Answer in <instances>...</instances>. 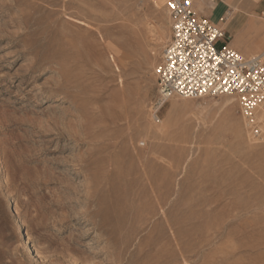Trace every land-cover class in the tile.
I'll list each match as a JSON object with an SVG mask.
<instances>
[{"label":"rangeland","instance_id":"rangeland-1","mask_svg":"<svg viewBox=\"0 0 264 264\" xmlns=\"http://www.w3.org/2000/svg\"><path fill=\"white\" fill-rule=\"evenodd\" d=\"M161 1L0 0V264H264V122L158 102Z\"/></svg>","mask_w":264,"mask_h":264},{"label":"built area","instance_id":"built-area-1","mask_svg":"<svg viewBox=\"0 0 264 264\" xmlns=\"http://www.w3.org/2000/svg\"><path fill=\"white\" fill-rule=\"evenodd\" d=\"M164 3L172 38L155 69L158 102L235 96L246 116L264 112V52L245 57L230 47L224 29L201 15L195 0Z\"/></svg>","mask_w":264,"mask_h":264},{"label":"crops","instance_id":"crops-1","mask_svg":"<svg viewBox=\"0 0 264 264\" xmlns=\"http://www.w3.org/2000/svg\"><path fill=\"white\" fill-rule=\"evenodd\" d=\"M195 6L224 29L225 42L245 57L264 52V0H195Z\"/></svg>","mask_w":264,"mask_h":264},{"label":"bare ground","instance_id":"bare-ground-1","mask_svg":"<svg viewBox=\"0 0 264 264\" xmlns=\"http://www.w3.org/2000/svg\"><path fill=\"white\" fill-rule=\"evenodd\" d=\"M164 2H165V0H164ZM156 6H161V4H162V1L161 0H156ZM227 97H230V96H227ZM232 97H235V96H232ZM238 98L236 97V98H233V99H229V100H237ZM251 117H252V120L254 121V119H256L258 122H264V115L262 114H260L259 113V111H255L252 115H251Z\"/></svg>","mask_w":264,"mask_h":264}]
</instances>
